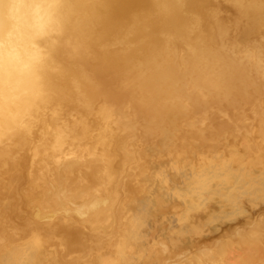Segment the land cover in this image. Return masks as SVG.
I'll return each instance as SVG.
<instances>
[{
    "label": "bare ground",
    "instance_id": "obj_1",
    "mask_svg": "<svg viewBox=\"0 0 264 264\" xmlns=\"http://www.w3.org/2000/svg\"><path fill=\"white\" fill-rule=\"evenodd\" d=\"M57 20L0 36V264H264V0Z\"/></svg>",
    "mask_w": 264,
    "mask_h": 264
},
{
    "label": "clouds",
    "instance_id": "obj_2",
    "mask_svg": "<svg viewBox=\"0 0 264 264\" xmlns=\"http://www.w3.org/2000/svg\"><path fill=\"white\" fill-rule=\"evenodd\" d=\"M59 2L60 0H0V36L7 33L19 34L22 67L28 68L31 65L24 45L41 25H45L46 31L51 29V35L56 34Z\"/></svg>",
    "mask_w": 264,
    "mask_h": 264
}]
</instances>
